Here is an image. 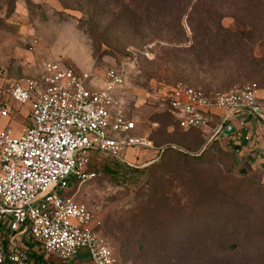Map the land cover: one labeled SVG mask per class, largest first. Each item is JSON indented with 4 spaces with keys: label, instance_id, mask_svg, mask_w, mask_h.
<instances>
[{
    "label": "rangeland",
    "instance_id": "374dc122",
    "mask_svg": "<svg viewBox=\"0 0 264 264\" xmlns=\"http://www.w3.org/2000/svg\"><path fill=\"white\" fill-rule=\"evenodd\" d=\"M218 38L235 47L219 49ZM48 61L117 69L118 101L139 122L136 133L194 156L170 151L133 171L93 152L97 176L67 191L93 211L122 264H264V162L254 173L235 163L227 138L204 146L205 134L179 129L166 104L178 83L204 91L257 83L264 98V0H0V89ZM135 152L126 155L135 161ZM107 223L130 240L132 259ZM69 264L92 261L84 253Z\"/></svg>",
    "mask_w": 264,
    "mask_h": 264
},
{
    "label": "built area",
    "instance_id": "2783aa9c",
    "mask_svg": "<svg viewBox=\"0 0 264 264\" xmlns=\"http://www.w3.org/2000/svg\"><path fill=\"white\" fill-rule=\"evenodd\" d=\"M123 83L115 68L101 75L48 61L11 88L9 97L31 111L30 125L17 134L1 126L10 113L7 103L0 109V264H65L83 252L92 264H121L93 211L66 193L97 176L93 152L139 168L166 148L149 132L136 133L138 121L118 101ZM259 90L257 83L229 91L178 83L167 97L182 128L205 132L204 146L229 124L235 126L229 139L240 145L255 135L264 141ZM247 117L258 124L254 131L244 130ZM129 150H136L135 161Z\"/></svg>",
    "mask_w": 264,
    "mask_h": 264
},
{
    "label": "crops",
    "instance_id": "0c3cea01",
    "mask_svg": "<svg viewBox=\"0 0 264 264\" xmlns=\"http://www.w3.org/2000/svg\"><path fill=\"white\" fill-rule=\"evenodd\" d=\"M2 103H7V105L10 108L9 116L6 118H2L1 120V126H7L11 128L15 133L20 134L24 132L27 127L30 125V111L31 107L29 104H19L18 102L12 100L9 97V91L8 90H1L0 89V109ZM28 122V123H27ZM246 125L244 126V130H253L257 129L259 126L257 123L253 122L251 118H245ZM14 124H17V126L14 127ZM261 143L262 140L258 138L256 135L253 137V140L251 141H242L240 145V160L242 161V164L245 165V169H248L249 171L254 170L256 163H261L262 160L261 156L264 155V150L261 149ZM255 155V158H252L250 156ZM256 162V163H255ZM254 163V164H253ZM253 173L255 171H252ZM86 252H83L84 254ZM87 254V253H86ZM62 264V263H57Z\"/></svg>",
    "mask_w": 264,
    "mask_h": 264
},
{
    "label": "trees",
    "instance_id": "16d2710c",
    "mask_svg": "<svg viewBox=\"0 0 264 264\" xmlns=\"http://www.w3.org/2000/svg\"><path fill=\"white\" fill-rule=\"evenodd\" d=\"M15 3H16V0H6V4H7L9 7H14ZM115 19L117 20V22L120 21V20H121V15L118 14V15L116 16ZM217 43H218V47H219V49H225L228 45H231L232 47H235V45H234L233 43L228 42V41H226V40H224V39H220V38H218V42H217ZM212 45H214V43H213ZM223 46H224V47H223ZM204 50H205V49H201V51H204ZM213 66H214L213 64H210L209 67H212V68H213ZM173 87H174V86H173ZM262 88L264 89V85L262 86ZM259 89H260V88H259ZM259 98H260L261 101L264 102V98L261 96V94H260V90H259ZM168 102H169V98L167 97V98H166L167 110H168L170 116L172 117L173 121L175 122L176 126H177L179 129H181V130L184 131V132H199V133L202 134L203 137H204L205 132H204L203 130H201V129H197V128H187V129H185V128H182V127L180 126V124H179L178 118L176 117V115H175L173 109L170 107V105L168 104ZM138 123H139V122H138ZM158 125H160V124L158 123ZM159 127H160V126H158V128H157V127L154 128V130L157 131V130L159 129ZM152 131H153V130H152ZM152 133H153V132H149V136H150V138L154 141V143H155L157 146H161V145H163V144H158V143L155 141V139H154L153 136H152ZM205 137H206V134H205ZM229 137H230V136H225V137H224V136H222L221 134H218V135L215 136L212 140H210V141L208 142L207 145L210 144V147H211L212 145L217 144L220 140H222V139H226V138L231 142V140L229 139ZM204 139H205V138H204ZM234 146H235L236 151H237V155H236V157H234V161H235V163H237V162L240 160L239 155H238V152H239L241 146H240L239 144H235V143H234ZM170 151H177V152H179L181 155H184V156H186V157H192V156H193V155L191 156V154H188L187 152L183 151L182 149H179V148H177V147H173V146H171V145H167L166 148L164 149L162 155H161L158 159L153 160V161L149 162L147 165L142 166V167L145 168V167H148V166H150V165H152V164H155V163L159 162V161L162 159L163 155H164L165 153L170 152ZM201 155H202V154H200L199 156H196V158H198V159L201 158ZM193 157H194V156H193ZM134 158H135V155H134ZM114 159H115V158H114ZM260 160H262V162H264V156H263V155L261 156V159H260ZM115 161L119 162L118 159H115ZM126 167H127V166H126ZM127 168H129V169H131V170H133V171H138V170L140 169V168H132V167H127ZM66 194L68 195V192H67ZM106 227H107V232H106V233H107V234H110V235H113V236H115V237H117V238L119 239V241H120L122 247L125 248V254H124L125 257L127 256V259H132L131 256H130V254H128V249H129V247H131L130 240L124 235V233H120L121 230H115V229H118V228H116L115 225H108V223H107V224H106ZM121 232H122V231H121ZM103 235H104V234H103ZM69 263H70V262H65V264H69ZM121 264H122V263H121ZM135 264H136V262H135Z\"/></svg>",
    "mask_w": 264,
    "mask_h": 264
},
{
    "label": "water",
    "instance_id": "95a60500",
    "mask_svg": "<svg viewBox=\"0 0 264 264\" xmlns=\"http://www.w3.org/2000/svg\"><path fill=\"white\" fill-rule=\"evenodd\" d=\"M235 132V126L233 124L227 125L223 132V136H229Z\"/></svg>",
    "mask_w": 264,
    "mask_h": 264
}]
</instances>
